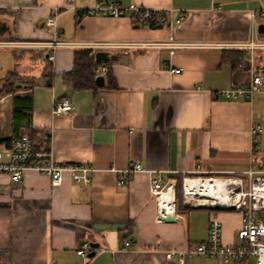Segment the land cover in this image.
Masks as SVG:
<instances>
[{
    "label": "crops",
    "instance_id": "0c3cea01",
    "mask_svg": "<svg viewBox=\"0 0 264 264\" xmlns=\"http://www.w3.org/2000/svg\"><path fill=\"white\" fill-rule=\"evenodd\" d=\"M67 3L0 0V40L16 42L0 48L8 49L12 59L21 57L13 66L9 58L5 75L15 71L34 81L27 90L32 95L28 116L17 124L13 95L0 97L3 107L11 100L3 109L0 141L47 132L57 162L91 168L87 183L74 182L65 171L59 186L31 170L18 182L0 173V264H80L84 259L76 250L84 241L98 244L88 264H178L165 252L205 240L211 217L221 222L223 244L236 243L238 208L193 206L176 193L175 217L158 219L148 182L150 176L174 178L179 188L182 177L195 169L203 175L241 176L247 182L242 171H264V86L251 97L213 95L250 81L247 64L231 67L223 51L251 39L264 41V32L257 31L264 23L257 14L264 10V0H74V7ZM96 3L160 9L165 19L140 25L129 15L85 14ZM55 9L57 35L44 24ZM180 13L183 17L176 23ZM54 39L68 44L54 49L52 61L47 58L50 48L29 44ZM98 42L109 44L93 45ZM158 42L162 44H151ZM173 42L189 45L172 47ZM82 49H89L91 56L100 50L108 53L98 65L106 66L99 74L103 85L75 89L64 83L63 74L72 70L75 52ZM31 62L38 67L33 69ZM253 66L264 76V48L253 51ZM64 97L72 110L54 114L53 103ZM254 126L260 127L255 134ZM135 161L151 172L122 175ZM120 178L124 183L119 185ZM258 216L264 221V211ZM186 264L248 261L195 255Z\"/></svg>",
    "mask_w": 264,
    "mask_h": 264
},
{
    "label": "built area",
    "instance_id": "2783aa9c",
    "mask_svg": "<svg viewBox=\"0 0 264 264\" xmlns=\"http://www.w3.org/2000/svg\"><path fill=\"white\" fill-rule=\"evenodd\" d=\"M68 7H74V0H67ZM58 9H55L44 21V24L58 34L56 27V17ZM85 14H94L111 17H121L129 15L132 20L140 25H150L162 23L165 19L160 9H150L134 3L124 7L117 3H96L86 10ZM259 17L264 18V10L257 12ZM255 15V13H252ZM183 14L180 13L175 19L176 23L181 21ZM14 41H1L0 45H12ZM34 47H46L51 50L47 53L48 60L54 59V49L58 46L68 44L61 40L37 41L29 43ZM109 43L98 42L94 46L101 47ZM117 46L127 45L126 43H116ZM150 44L143 43L142 45ZM152 45H161L162 43H151ZM187 43H172V47L187 46ZM237 49H247L248 55L242 58L239 66L247 64L251 72L250 81L241 85H230L223 89L213 91L216 97L227 99H238L242 97H251L252 93L263 88L264 76L253 66V51L264 48V41L249 40L244 43H236L230 47ZM167 67V61L164 62ZM170 71L178 72L180 68H169ZM106 71L105 65L94 68V73L99 75ZM2 98L0 99V103ZM72 103L69 98L64 97L53 103L51 111L54 114L67 113L72 110ZM260 129L254 126L251 132L255 134ZM38 140H34L28 133H22L12 138L8 143L0 142V173L9 175L12 181H21L24 173L28 170L47 175L53 186H59L62 183L63 173L68 171L76 183H87L89 181L90 167L76 163H59L54 159L51 151V136L47 132L39 133ZM40 146L37 147V145ZM253 160V159H252ZM137 171H147L143 169L140 162L135 161L129 167L123 169L122 175ZM203 171L195 169L191 174L184 175L180 181V193L184 201L193 206H206L212 208L217 204L228 207L234 205L241 211V226L237 231V242L225 245L222 242V226L216 217H211L208 221L207 237L205 240L196 242L184 249H170L165 252L167 258H175L178 264H186L187 260L195 255L198 256H217L221 261H241L246 260L248 264H264V221L258 216V213L264 211V171L255 168H249L242 171L247 182L241 176L225 177L203 175ZM216 180L221 187L219 194H210L205 196L201 194V185L199 181L210 182ZM124 179L120 178L117 184H123ZM216 184V183H213ZM149 192L153 195L156 205V217L158 219L174 218L176 215V193L177 181L174 178L164 180L161 177L150 176L148 182ZM126 242L125 245H128ZM93 247L88 241H84L76 253L84 260L80 264H88V254Z\"/></svg>",
    "mask_w": 264,
    "mask_h": 264
},
{
    "label": "trees",
    "instance_id": "16d2710c",
    "mask_svg": "<svg viewBox=\"0 0 264 264\" xmlns=\"http://www.w3.org/2000/svg\"><path fill=\"white\" fill-rule=\"evenodd\" d=\"M248 55L247 49H226L223 51V60L227 61L231 67H239V62L242 58ZM101 64V60H96L94 56L90 55L89 49L77 50L74 56V66L71 71L63 74V81L67 86L75 89L82 88H96L94 68ZM50 74V69H47L46 73ZM20 76L15 71L8 72L3 78V85L0 87V97L7 94L13 95L14 102V118L15 123L22 118L28 116V109L32 104V95L28 89H31L34 85L32 79L22 81ZM25 89L23 92L18 93L20 90ZM30 136L34 140H38L36 137L39 134L35 132H29ZM11 139L6 138L0 142H9ZM40 146L37 145V147ZM180 188V187H179ZM177 187V195L180 194V189Z\"/></svg>",
    "mask_w": 264,
    "mask_h": 264
},
{
    "label": "rangeland",
    "instance_id": "374dc122",
    "mask_svg": "<svg viewBox=\"0 0 264 264\" xmlns=\"http://www.w3.org/2000/svg\"><path fill=\"white\" fill-rule=\"evenodd\" d=\"M7 51H8V49L0 48V76L1 77L4 76L6 71L9 69V58L11 59V62H12L11 66H13L14 61L18 62L21 59V57H18L16 59L15 58L12 59L10 57L11 55L8 54ZM32 60H34V59H32ZM32 60H30V61H32ZM38 64L39 63H37V62H33L32 64H30V66H32V68L34 69L35 67H38ZM35 70H37V68ZM25 80H27V78L23 77L22 81H25ZM2 85H3V79H0V87H2ZM10 103H11V100H10V98H8L5 102V105H4L5 108L3 107V105H0V124L2 123V119L5 116V112L3 111V109L7 110Z\"/></svg>",
    "mask_w": 264,
    "mask_h": 264
},
{
    "label": "water",
    "instance_id": "95a60500",
    "mask_svg": "<svg viewBox=\"0 0 264 264\" xmlns=\"http://www.w3.org/2000/svg\"><path fill=\"white\" fill-rule=\"evenodd\" d=\"M257 31L259 33H263L264 32V23H259L258 24ZM94 57H95L96 60H104V59H106L108 57V53L106 51L100 50V51L95 52ZM95 83L98 86L103 85L104 84L103 75H97L95 77ZM222 208L233 209V208H235V206L234 205H229L228 207H223V206H219V205L216 204L213 207V209H222ZM171 219H173V218H169V220H171ZM166 220H168V219H166ZM90 244H91L92 247H98L97 243H90ZM93 254H94V252L92 251L88 255L92 256Z\"/></svg>",
    "mask_w": 264,
    "mask_h": 264
},
{
    "label": "bare ground",
    "instance_id": "6f19581e",
    "mask_svg": "<svg viewBox=\"0 0 264 264\" xmlns=\"http://www.w3.org/2000/svg\"><path fill=\"white\" fill-rule=\"evenodd\" d=\"M199 183H202L201 185H203V187H201L200 191H201V194L203 195H210V194H215L216 196H221L223 197L222 195L219 194V191L221 189L220 185H219V182H217L216 180L213 181V183H216V184H210V182H205V181H199Z\"/></svg>",
    "mask_w": 264,
    "mask_h": 264
}]
</instances>
